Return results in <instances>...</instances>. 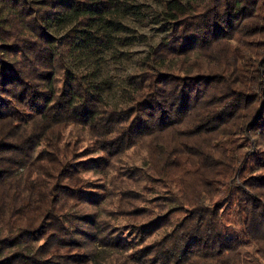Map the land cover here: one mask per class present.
I'll use <instances>...</instances> for the list:
<instances>
[{
    "label": "trees",
    "instance_id": "trees-1",
    "mask_svg": "<svg viewBox=\"0 0 264 264\" xmlns=\"http://www.w3.org/2000/svg\"><path fill=\"white\" fill-rule=\"evenodd\" d=\"M161 8L165 38L111 104L99 63L126 18L144 20L137 0H0V264H246L221 227L233 207L264 260V0ZM136 148L156 165L125 181L162 184L180 211L155 203L129 240L82 174L109 177L97 155Z\"/></svg>",
    "mask_w": 264,
    "mask_h": 264
},
{
    "label": "rangeland",
    "instance_id": "rangeland-1",
    "mask_svg": "<svg viewBox=\"0 0 264 264\" xmlns=\"http://www.w3.org/2000/svg\"><path fill=\"white\" fill-rule=\"evenodd\" d=\"M161 1L162 0H137V5H139L140 9L139 12L142 13L144 20L139 21L135 17L126 18L123 21L125 30L120 34L121 39L124 37L123 40L121 42L116 41L115 45L107 51L108 54L105 53V59L99 63L100 78L102 77L103 80L105 79L107 83V88L105 90L107 102L113 104L116 100L115 98L118 96L120 89L124 86L127 76L135 66V59L146 54L152 46L165 38L167 27L161 23L157 24L155 19L157 11L162 10ZM59 32L60 34L62 33L61 35L65 34L62 31ZM141 36H143L144 39H141L139 44H128V38L140 39ZM62 130L61 128L58 129L54 134L55 137H63ZM253 141H251L252 145L247 147L251 152H255ZM84 144V150L88 149L86 153L90 154L93 151L90 142L84 141ZM44 149L45 148L41 146L39 152ZM123 155V157L119 155L114 156L112 154L110 157H108L107 154L97 155L105 159L101 164L106 162V164L110 165V168L112 167L111 171L107 172L110 174L109 177H106L104 174H94L92 172L84 173L82 176L86 182H89L91 187L95 189L94 191L102 193L103 195L102 204L98 208L100 220L103 222L106 221L110 225L116 223L115 229L118 227L117 230H119L126 239L130 240L135 236L134 225L142 224L149 219L144 218V216L148 213H154L155 203L160 206L162 205V209H172L170 210L171 212L180 211V208L178 205L170 202V194H167L166 191L163 190L162 184L158 185V189L160 188L158 191L151 192L153 191L152 189L142 190L139 187L136 189L130 182L125 181L130 175L136 177L135 174L137 171L143 173L150 172V169L156 164L150 159L149 154L142 151L141 148H136L127 153L125 152ZM82 156H78L81 157L79 160L85 159L82 158ZM125 156L129 157L130 162L126 159L127 157L125 158L129 163L124 160ZM129 166H131V168ZM153 175L156 176L154 172ZM205 175L210 177L208 173H205ZM154 178L155 177H153V179ZM184 181L186 186L189 187V192L195 188L194 185L193 187L190 185L186 177H184ZM235 184L239 185L240 181H236ZM211 194L212 189L208 187L207 189L203 188L200 196L202 204L210 209H212L211 205H213ZM126 196L130 200H127L125 203L124 200L120 202V198L123 197L125 199ZM219 197L215 198V201L219 199ZM220 207L223 208L224 204H221ZM230 210L232 211L229 212ZM222 211L223 210H221V212ZM234 211V207L226 211L223 214L221 222V227L226 233L228 244L235 249L237 255H240L246 264H264V260L260 254H258L259 250L256 243H252L243 238L241 234L242 222L241 219L235 218ZM227 212H229V215H227ZM131 214H133V216H131ZM128 215L131 217H126ZM97 246L99 245L95 243L94 245L92 244V247L97 248Z\"/></svg>",
    "mask_w": 264,
    "mask_h": 264
}]
</instances>
